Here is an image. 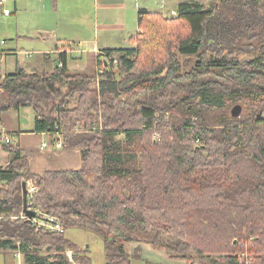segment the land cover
I'll list each match as a JSON object with an SVG mask.
<instances>
[{"label":"trees","instance_id":"16d2710c","mask_svg":"<svg viewBox=\"0 0 264 264\" xmlns=\"http://www.w3.org/2000/svg\"><path fill=\"white\" fill-rule=\"evenodd\" d=\"M139 29L101 53L94 74L70 73L64 54L52 72L0 74V112L32 106L37 131L62 134L82 155L80 169L37 174L31 154L0 144L10 153L0 213L39 210L65 232H95L105 264L142 258L125 242L186 264H243L244 252L264 264V0L187 1L168 16L142 9ZM29 179L39 190L26 209ZM67 247L92 264L65 233L0 221V254L19 249L25 264H71Z\"/></svg>","mask_w":264,"mask_h":264},{"label":"crops","instance_id":"0c3cea01","mask_svg":"<svg viewBox=\"0 0 264 264\" xmlns=\"http://www.w3.org/2000/svg\"><path fill=\"white\" fill-rule=\"evenodd\" d=\"M187 1L208 6L211 0H5L0 3V41H5L0 44V74H13L19 68L28 73L52 72L55 68L49 66L46 59L52 53L56 54V67L64 54L68 69L70 57L79 66L84 54L93 53L97 72L101 53L128 46L130 37L140 31V10L173 15ZM4 9H9V14L4 13ZM28 52L32 56H28ZM34 53L43 55L42 60L34 66L25 64L24 58H32ZM36 117L37 112L29 105L0 112V126L10 132L12 143L32 155L31 171L43 174L51 170L80 169L81 150L58 147L62 135L37 131ZM45 143L47 146L43 148ZM9 154L4 150L3 156ZM133 243L134 248L140 247L152 263L171 264L172 259L150 243Z\"/></svg>","mask_w":264,"mask_h":264},{"label":"rangeland","instance_id":"374dc122","mask_svg":"<svg viewBox=\"0 0 264 264\" xmlns=\"http://www.w3.org/2000/svg\"><path fill=\"white\" fill-rule=\"evenodd\" d=\"M176 14V13H174ZM173 14V15H174ZM168 16V15H167ZM42 56L40 54H35L33 57L24 58L25 64L34 66L36 63L40 62L42 60ZM117 56V55H115ZM47 61L49 63V66L56 68L55 61H56V54H48ZM97 59L95 58V55L93 53L90 54H84V59L79 60V66H76L77 61L73 59L72 57L69 58V72L70 73H77V72H83V73H89L94 74L96 73L97 68ZM83 65V67L81 66ZM6 63L3 64V68H6ZM46 68L48 65L45 66ZM75 105V102H72L71 106ZM237 105V104H236ZM235 106V105H234ZM242 113L244 112V107H242ZM232 113V110H231ZM259 114H264L263 111H261ZM240 115V116H241ZM155 137L159 138V135H155ZM2 153V154H1ZM4 149L0 147V164L3 166L6 165L9 161L10 154L7 156H3ZM25 183V182H24ZM4 183L0 182V187H4ZM65 235L67 238L75 242L82 250L88 249V255L92 259V264H105V250H104V242L103 239L95 232L84 230L81 228H71L69 230H66ZM125 249L128 253L131 255L134 254V243L133 242H125L124 243ZM46 249V248H44ZM74 251V250H73ZM161 251V250H159ZM50 253H56L50 252ZM147 256L152 257L149 253H147ZM151 259V258H150ZM146 260H149L146 257V253L142 254V258L134 257L132 256L131 262L129 264H146ZM77 261V260H76ZM79 262V261H77ZM80 263V262H79ZM0 264H18L17 259L15 258V254H0ZM82 264V263H81ZM171 264H183L180 260H171Z\"/></svg>","mask_w":264,"mask_h":264},{"label":"built area","instance_id":"2783aa9c","mask_svg":"<svg viewBox=\"0 0 264 264\" xmlns=\"http://www.w3.org/2000/svg\"><path fill=\"white\" fill-rule=\"evenodd\" d=\"M5 0H0V3L2 4ZM10 10L9 9H4V13L9 14ZM5 43L4 40L0 41V44ZM28 56H32L31 52L27 53ZM117 56L113 55L110 56L111 59L114 60V62H117L116 59ZM1 65V61H0ZM58 66L62 67L63 63L59 62ZM101 70V69H98ZM60 134V133H59ZM62 135V134H61ZM0 144H7L11 145L12 143V138L10 132H8L4 127L0 126ZM47 146V144H43L42 147L44 148ZM58 147H62V142L59 141L57 142ZM27 185V196H26V207L27 209H30L31 206V201L35 197V195L38 192V187L33 179H29L28 181L25 182ZM5 217L10 218L12 220L15 219H28L32 222L34 226L39 228H44L45 230H48L50 232H57V233H65V228L63 225L55 218L54 216L50 214H44L39 210H35L34 216H30L29 214H25L24 212L21 213L20 215H7L5 213H0V221L4 219ZM18 245H20L18 243ZM48 255H51V260H54L53 257L57 255V253H47ZM64 254L67 256L68 260L70 261L71 264H81L77 262L74 258V251L67 247L64 251ZM240 256L243 258L244 263L243 264H252L254 261V258L250 256L247 252L241 253ZM15 258L17 259L18 264H25L24 263V257L23 253L18 249V251L15 253Z\"/></svg>","mask_w":264,"mask_h":264},{"label":"water","instance_id":"95a60500","mask_svg":"<svg viewBox=\"0 0 264 264\" xmlns=\"http://www.w3.org/2000/svg\"><path fill=\"white\" fill-rule=\"evenodd\" d=\"M242 110H243L242 106H241L240 104H237V105H235V106L232 108V115H233L234 117H238V116L241 115ZM23 194H24V198H25V200H26V196H27V185H26V183H23ZM25 208L27 209L26 206H25ZM28 214H29L30 216H34L35 213L32 212V211H30Z\"/></svg>","mask_w":264,"mask_h":264},{"label":"bare ground","instance_id":"6f19581e","mask_svg":"<svg viewBox=\"0 0 264 264\" xmlns=\"http://www.w3.org/2000/svg\"><path fill=\"white\" fill-rule=\"evenodd\" d=\"M100 54V53H99ZM142 239V238H141ZM255 241V240H254ZM254 243V242H253ZM248 246V245H247ZM252 247V246H251ZM253 250H255V249H253ZM178 255V254H177Z\"/></svg>","mask_w":264,"mask_h":264}]
</instances>
